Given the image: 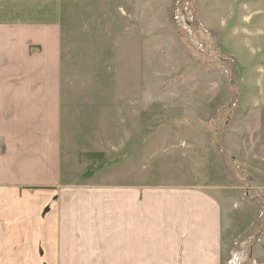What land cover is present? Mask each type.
I'll use <instances>...</instances> for the list:
<instances>
[{
  "label": "rangeland",
  "instance_id": "rangeland-1",
  "mask_svg": "<svg viewBox=\"0 0 264 264\" xmlns=\"http://www.w3.org/2000/svg\"><path fill=\"white\" fill-rule=\"evenodd\" d=\"M10 5L57 31L61 184L199 192L219 264H264V0Z\"/></svg>",
  "mask_w": 264,
  "mask_h": 264
},
{
  "label": "crops",
  "instance_id": "crops-1",
  "mask_svg": "<svg viewBox=\"0 0 264 264\" xmlns=\"http://www.w3.org/2000/svg\"><path fill=\"white\" fill-rule=\"evenodd\" d=\"M61 90L57 31L1 19L0 264H219L204 194L61 184Z\"/></svg>",
  "mask_w": 264,
  "mask_h": 264
}]
</instances>
